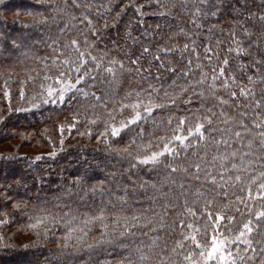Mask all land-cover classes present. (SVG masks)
I'll return each mask as SVG.
<instances>
[{
	"label": "trees",
	"instance_id": "obj_1",
	"mask_svg": "<svg viewBox=\"0 0 264 264\" xmlns=\"http://www.w3.org/2000/svg\"><path fill=\"white\" fill-rule=\"evenodd\" d=\"M262 132L264 0H0V264H264Z\"/></svg>",
	"mask_w": 264,
	"mask_h": 264
},
{
	"label": "snow or ice",
	"instance_id": "obj_2",
	"mask_svg": "<svg viewBox=\"0 0 264 264\" xmlns=\"http://www.w3.org/2000/svg\"><path fill=\"white\" fill-rule=\"evenodd\" d=\"M214 14L215 13H213V15ZM193 43H195V42H193ZM236 43H237V48H236L237 53L246 54L247 55L248 54L247 51L244 48L240 47V42L237 41ZM75 44H76V42L73 41V45H75ZM188 47H189L188 45H185L184 46V50L187 51ZM143 51H144V53H147V52H149V49L146 47V48H144ZM192 51H195V47L192 48ZM229 51H232V49H230ZM81 55H83V54H81ZM155 59H159V57H155ZM93 60L95 61V58H93ZM113 63H115V61H113ZM132 63L133 64H138V60L137 61H132ZM227 63H228V61L225 60L224 64L227 65ZM85 66H86L85 62H82L80 66L73 68L72 71L76 72L79 75V73L84 69ZM160 66L164 67L163 64H161ZM69 67H71V65H69ZM120 67L123 68V64H121ZM187 67H188V71L180 73L179 76L185 78L186 84L190 87V79H191V72H192L191 61H189ZM197 67H199V65H197ZM167 70L168 71H173V72L175 71L174 69H167ZM105 71L114 72L115 69L110 67V68L106 69ZM137 71H141V69H137ZM224 73H225V68L222 67L219 74H215L214 73V80L219 79L220 77L224 76ZM69 75H70V73L60 72L59 73V78L57 79L56 82L57 83H61L63 78L66 77V76H69ZM87 76H88V72L85 71L84 75L79 76V78L76 80V84H80L82 81H84L87 78ZM93 79H95V77H93ZM198 83H203V80L198 81ZM222 84H223V86L225 88H227L229 86L228 80H223ZM173 85L176 86L177 85V81H173ZM75 87H76L75 85H67L65 87L60 88L57 93H53V92L50 91L49 92V97L52 98V97L55 96L57 98V100L56 101H52L50 99V100H46L45 103H48V102H60V103H63L65 101L66 94L71 92ZM210 87H212V86L210 85ZM185 90H187V88H181V91H185ZM84 94L88 95L87 93H84ZM194 94H196V93L194 92ZM244 94H246L244 92V90H241V95H244ZM201 95H202V93H201ZM232 95H233V97H235L236 94L233 93ZM187 103H191V101H188ZM221 103H223V101H221ZM147 111L150 114L151 110L149 109ZM141 118H142V116L140 115L139 112H137L135 119L127 121L126 126L129 125V124L136 123ZM185 122L186 121L183 120V119L180 120V125L183 126L185 124ZM206 122L209 125H211V123H212L211 120H207ZM225 122H227V121H225ZM257 127H260V125H257ZM202 128H203L202 124H198L197 127H196V133L200 134L201 138H203V134L201 132ZM120 131H122V129L113 128L111 134H112L113 137H116V136L119 135ZM219 131H221L222 133L230 132V130H228V129H220ZM189 135H192V133H189ZM235 135H236L237 138L243 139V137L241 136V132L237 131L235 133ZM175 139H176V141H178L181 144H183L185 142V138H182L181 136H177ZM259 141H260L259 142V151L261 153H264V132L260 133ZM220 143L227 144V141L226 140L217 141V144H220ZM229 147H230V145H229ZM248 147H249V153L248 154H250L251 150H252V145L250 144ZM165 150H166V152H171L172 151L171 148L168 145H165ZM164 154L165 153L155 154V155H153L150 158H146L144 160H140L139 163H141V164H148V163L158 164V163H160L159 156H162ZM53 155H55V153H53ZM260 160H261L262 163H264V157H260ZM197 167L199 168V165ZM171 171L174 173L176 171V169L173 168V169H171ZM236 179H237V181H239L240 177L237 176ZM214 180H215V178H213V181ZM163 183H164L163 181L159 182L160 188L163 187ZM141 187H144L145 189L147 188V186H145V185H142ZM151 187L154 190V192H159L160 191V188H157V185H155V184L151 185ZM261 187H264V185H261ZM96 191L97 190L94 187L93 190H92V194L95 195ZM100 194L103 195V190L102 189L100 191ZM156 199H157V197L155 195H153L152 196V200L155 201ZM261 218H264V213H260L257 216V220L258 221ZM93 219H98V218L97 217H93ZM223 219H224V217L222 215H218V216L215 217V224L211 225L213 227L214 231L216 229L221 228V226H222L221 222H222ZM209 220H211V217H209ZM88 222L89 221H85V223H88ZM230 222L231 221H229V223ZM253 231H254V227L251 226V222H249L248 224L244 225V230L241 231L240 236L246 238L249 234H252ZM221 235H223V233H221ZM235 242L236 241H230V242L229 241H225L223 243H218L216 241V239H214L213 243H212V248L207 253V260H216V261H218V264H235V260L234 259H230L232 257L231 251H228L227 255L225 254V250L227 248V244L228 243H235ZM247 243H248L249 247H251V241L248 240ZM197 247H199V244H197ZM253 251H255V249H253ZM200 255H203V252H201ZM142 259H143V257H142ZM186 259H191V258L186 257ZM240 259H243V257H240ZM193 264H199V262L196 261V262H193Z\"/></svg>",
	"mask_w": 264,
	"mask_h": 264
},
{
	"label": "rangeland",
	"instance_id": "obj_3",
	"mask_svg": "<svg viewBox=\"0 0 264 264\" xmlns=\"http://www.w3.org/2000/svg\"><path fill=\"white\" fill-rule=\"evenodd\" d=\"M25 151V150H24ZM20 155H25V153H21ZM211 250V249H210ZM206 259H207V257H206Z\"/></svg>",
	"mask_w": 264,
	"mask_h": 264
}]
</instances>
